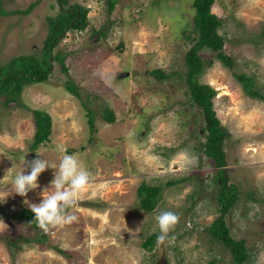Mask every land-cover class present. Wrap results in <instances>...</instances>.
I'll list each match as a JSON object with an SVG mask.
<instances>
[{"label":"rangeland","instance_id":"1","mask_svg":"<svg viewBox=\"0 0 264 264\" xmlns=\"http://www.w3.org/2000/svg\"><path fill=\"white\" fill-rule=\"evenodd\" d=\"M192 1L115 0L109 10L108 0H65L63 6L58 0H1L7 12L0 13V65L19 54L40 58L48 49L50 19L61 7L83 5L88 20L82 29L66 28L51 46L52 55L66 52L67 72L51 56L46 79L23 83L8 102L0 94V264L232 263L229 246L208 229L220 214V167L204 150V117L185 79V53L197 36ZM210 10L221 18L223 50L233 60L229 67L214 50H198L204 63L198 78L215 89L212 108L227 131L222 167L237 188L223 217L229 234L244 239V264H264V99L247 94L234 76H253L264 94V0H214ZM69 79L80 97L66 88ZM106 107L114 120L103 117ZM33 108L52 119L49 138L34 149ZM36 152L50 167L22 197L12 181L30 172ZM65 154L75 155L91 180L66 210L75 219L40 235L15 214L28 207L25 199L42 200ZM142 181L161 186L152 210L139 206ZM162 210L179 219L159 243ZM153 232V244L145 247Z\"/></svg>","mask_w":264,"mask_h":264},{"label":"trees","instance_id":"2","mask_svg":"<svg viewBox=\"0 0 264 264\" xmlns=\"http://www.w3.org/2000/svg\"><path fill=\"white\" fill-rule=\"evenodd\" d=\"M65 0H58L63 6ZM214 0H193L192 4L195 9L193 17V29L197 32L196 41L186 51L185 59L187 64L186 83L189 94L193 102L200 106L204 125L202 129L205 132V140L203 141L205 152L211 156L215 163L220 167L217 177L221 184L218 192V200L220 202V214L208 226L209 231L216 238L221 239L227 244L232 253L231 264H244L248 257L247 247L244 239H236L229 234L228 225L223 217L224 213L234 204L237 198V188L234 184L227 183V175L223 169L225 164L223 149L224 138L227 136V131L221 125L219 118L216 116L212 108L213 96L215 89L207 82H201L198 78L202 72L204 63L198 50L206 47L216 52V56L227 66L232 67L233 60L230 55L223 50L224 38L218 32V27L221 25V18L210 10ZM108 9L114 5L115 0H108ZM72 10L60 8L59 13L52 15L50 19V31L46 38L48 49L39 58L34 54H19L14 55L6 63L0 65V94L6 96L5 102L16 99L20 94L23 83L29 81H42L48 77L51 67V56L57 58L61 64V68L67 72L68 67L64 63L66 52L57 50L55 54L51 53V46L58 40V35L63 33L66 28L82 29L87 24V7L74 3L69 5ZM2 7L0 0V13H6ZM159 71V72H156ZM159 76L165 75L161 70H152ZM234 76L241 83L243 90L250 96H255L264 99V94L256 88L253 76L247 75L243 71L234 72ZM66 88L73 94L80 97V91L77 85L71 80H67ZM84 104V103H83ZM86 106V105H85ZM88 109V107H87ZM33 118L35 129L30 142V148H36L40 143L49 138L51 132L52 119L48 111L42 108H33ZM91 113V114H90ZM88 122L91 130H94L93 113L88 109ZM103 117L106 120L112 121L115 118L114 112L105 108ZM71 150V149H70ZM161 186L158 184H149L142 181L137 190L140 196L139 206L144 210H152L160 198ZM15 218H23L28 220L30 226L40 231V235H44V230L37 226L34 219V213L29 207H21L16 211ZM47 234V233H46ZM156 232L149 234L143 241L145 247H151L155 238ZM12 244V242H8ZM63 252L62 249H58Z\"/></svg>","mask_w":264,"mask_h":264},{"label":"clouds","instance_id":"3","mask_svg":"<svg viewBox=\"0 0 264 264\" xmlns=\"http://www.w3.org/2000/svg\"><path fill=\"white\" fill-rule=\"evenodd\" d=\"M70 10V9H69ZM72 10V9H71ZM28 162L30 172L21 171L16 174L12 184L15 193L22 197H27L30 190L38 187V177L47 168L49 163L41 158V153ZM91 173L81 165L75 155L65 154L51 180L50 191L45 189L42 193V200L39 203H30L25 199L24 203L34 213L37 226L45 232L49 227L62 226L71 223L75 217L67 215V209L71 208L79 193H81L90 183ZM178 215L169 210H162L156 217L160 234L157 241L163 243L168 236L170 229L178 222Z\"/></svg>","mask_w":264,"mask_h":264},{"label":"water","instance_id":"4","mask_svg":"<svg viewBox=\"0 0 264 264\" xmlns=\"http://www.w3.org/2000/svg\"><path fill=\"white\" fill-rule=\"evenodd\" d=\"M128 73V71H125V72H122L121 74L123 75V74H127ZM14 102V101H13Z\"/></svg>","mask_w":264,"mask_h":264},{"label":"crops","instance_id":"5","mask_svg":"<svg viewBox=\"0 0 264 264\" xmlns=\"http://www.w3.org/2000/svg\"><path fill=\"white\" fill-rule=\"evenodd\" d=\"M77 231V228L73 229V232H76Z\"/></svg>","mask_w":264,"mask_h":264},{"label":"flooded vegetation","instance_id":"6","mask_svg":"<svg viewBox=\"0 0 264 264\" xmlns=\"http://www.w3.org/2000/svg\"><path fill=\"white\" fill-rule=\"evenodd\" d=\"M60 5H61V4H60ZM61 8H63V7H61ZM68 9H70V10H71V9H73V8H68ZM63 32H64V31H63Z\"/></svg>","mask_w":264,"mask_h":264}]
</instances>
